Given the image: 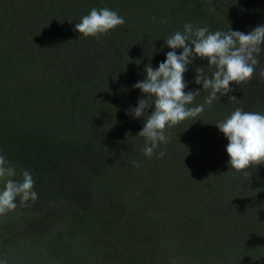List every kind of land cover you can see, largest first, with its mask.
Segmentation results:
<instances>
[{
	"label": "trees",
	"instance_id": "16d2710c",
	"mask_svg": "<svg viewBox=\"0 0 264 264\" xmlns=\"http://www.w3.org/2000/svg\"><path fill=\"white\" fill-rule=\"evenodd\" d=\"M93 8L125 24L84 37L75 23ZM186 23L248 34L264 26V0H0V155L38 194L0 215V260L264 264V164L231 168L216 126L236 108L264 114V53L250 81L167 128L151 157L137 134L153 109L128 111L147 98L133 85ZM200 67L183 76L185 93L200 91L189 107L210 93L195 83Z\"/></svg>",
	"mask_w": 264,
	"mask_h": 264
},
{
	"label": "clouds",
	"instance_id": "9594fccd",
	"mask_svg": "<svg viewBox=\"0 0 264 264\" xmlns=\"http://www.w3.org/2000/svg\"><path fill=\"white\" fill-rule=\"evenodd\" d=\"M124 24L125 19L115 11L93 8L80 23H75V31L84 37H97ZM166 45L173 50L167 52L166 60L157 69L146 66V78L133 85L147 98L142 97L135 108L128 110L134 118L139 119L145 117L147 109H153L143 129L137 134L145 138L143 152L147 157L154 154L159 144L168 142L165 134L167 128L199 116L204 112L205 105L211 106L214 101L234 91L231 84L240 85L251 80L260 63L259 57L264 53V26H257L244 34L231 29L227 32H211L207 27L194 28L192 24L186 23L184 31L169 37ZM176 49H182L179 55ZM196 58L207 60L208 67L196 69L195 83H202L203 90L210 89V93L204 104L189 107L200 91L185 93L187 84L183 76L188 71V65ZM211 67L215 71L209 76L207 69ZM260 75L264 76V69ZM149 97H155V100ZM228 99L237 100L234 96ZM216 126L228 140L226 151L231 168L241 171L264 164V114L236 108L230 117ZM163 155L161 151L160 156ZM17 175L22 179L16 180ZM245 175L250 176V173L245 172ZM0 183H3V189L0 190V215L14 211L18 198L22 206L38 198L33 190L31 173L23 169L18 172L3 155H0ZM0 264H7V261L0 260Z\"/></svg>",
	"mask_w": 264,
	"mask_h": 264
}]
</instances>
